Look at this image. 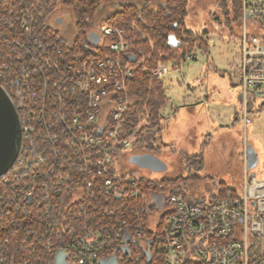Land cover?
<instances>
[{
	"label": "built area",
	"instance_id": "1",
	"mask_svg": "<svg viewBox=\"0 0 264 264\" xmlns=\"http://www.w3.org/2000/svg\"><path fill=\"white\" fill-rule=\"evenodd\" d=\"M50 9L51 0H0V86L16 102L21 131L19 154L0 178V230L30 234L1 238L0 264H16L9 244L16 242L33 243L23 264L41 262L38 243L47 264L58 251L69 264L112 256L116 264H264V181L247 168V147L239 188L208 202H189L188 187L163 178L119 174L118 157L138 131L122 125L133 103L126 83L143 60L130 62L133 43L105 24L87 33L97 45L86 39L77 49L51 29ZM238 22L239 115L247 127L248 101L264 102V0H240ZM168 72L160 64L152 76ZM122 210L135 215V226L111 220Z\"/></svg>",
	"mask_w": 264,
	"mask_h": 264
},
{
	"label": "rangeland",
	"instance_id": "2",
	"mask_svg": "<svg viewBox=\"0 0 264 264\" xmlns=\"http://www.w3.org/2000/svg\"><path fill=\"white\" fill-rule=\"evenodd\" d=\"M129 2L141 4L138 0ZM187 2L186 27L195 32L207 33V51L202 53L199 48H196L194 60L188 59L176 69H173L170 63L164 64L169 72L161 78L167 103L162 111L160 130L149 129L144 136L145 140L138 146H131L122 152L117 164L119 174L135 172L136 175H146L151 179L184 177L188 174L184 165L185 144L188 143L194 149H199L204 143L209 144L205 145L206 159L203 168L198 173L195 172L201 180L188 186V192L191 195L189 202H194L198 198L208 202L220 192L218 190L228 189H225V183L218 181L219 174L234 171L233 176L238 178L233 186L239 183L243 174L242 152L246 145L254 150L257 158L255 167L251 169V175H254L258 181H264V106H262L264 102L256 96L254 100L248 101L250 123L247 126L248 137L245 142L241 119H238L242 105L238 72L240 50L237 39L238 29H233L232 35L225 27L219 0H187ZM155 5L156 3L152 7ZM118 8L119 3L116 1L107 7L99 8L91 28L94 30L102 25V19ZM56 10L62 17L60 30L63 38L72 41L75 30L70 10L61 4L52 10V14ZM238 24L239 22L234 26ZM143 36L140 33L136 35L140 41H148L151 48L149 56H151L153 44L146 36L143 40ZM236 117L238 121L234 122ZM193 123H197L200 127L210 123H220L227 125L230 130L212 132L213 137L210 139L202 131L203 129L199 128V130L185 133L188 136L187 141L178 139V135L183 134L184 130ZM243 128L246 127L243 126ZM152 135L154 139L151 141ZM149 141L155 150L147 149ZM157 147L159 150H156ZM145 154L162 159L165 170L162 173L149 174L150 171L141 170L130 163L131 156ZM153 220H156V217ZM152 223L153 221L151 225Z\"/></svg>",
	"mask_w": 264,
	"mask_h": 264
},
{
	"label": "trees",
	"instance_id": "3",
	"mask_svg": "<svg viewBox=\"0 0 264 264\" xmlns=\"http://www.w3.org/2000/svg\"><path fill=\"white\" fill-rule=\"evenodd\" d=\"M114 1L119 3L118 10L103 18L101 23L120 30L124 39L134 43V45L132 44L130 47V53L133 54L138 61H142L143 59L142 63L136 66L132 77L126 83L127 91L133 103L122 118V125L127 132L138 130L136 140L132 145L135 147L145 140L144 136L149 129L155 128L156 131L160 130L159 126L162 120V111L167 103L163 83L161 79L153 77L152 72L160 64L170 63L171 67L176 69L182 63L186 62L187 56L194 53L196 48H199L202 53H206L208 35L205 32H195L186 27L185 19L188 14L187 0H138L141 2L140 5L130 3L129 1L131 0H51V9L49 12H52L59 4L70 10L75 30L74 45L77 46L78 49L81 45H88L86 40L87 33L93 25L99 8L107 7ZM219 1L222 9L221 12H223L222 16L225 27L233 35V26L238 23L240 17V0ZM155 3V7H152ZM2 13L1 11V14ZM139 33L140 35L143 34L146 36L148 40L152 42L153 52L151 56H149L151 48L148 41L142 42L136 37ZM170 35H174L180 42L178 48L172 49L167 46V39ZM113 40L114 38L108 39V41ZM194 58L192 60H194ZM14 104L16 105L15 100ZM262 106H264V103ZM153 139L154 135L150 137L151 141ZM147 149L155 150L150 141L148 142ZM156 150H159V147H157ZM184 165L185 169L188 170L186 176L174 179H162V182L166 184H177L187 188L191 183L201 180L195 172L198 173L203 168L202 152L187 158ZM131 175L134 176V174ZM219 193L220 196H222L224 190L221 189ZM95 218L101 217L92 215L91 221L95 220ZM103 220L104 218L101 219V221ZM109 220L110 218H106V221ZM111 220L113 222L117 221L118 224L122 221H126L128 225L133 226L138 222L135 215L125 210H122L120 214L116 215ZM9 228L10 227H2V231L0 230V239L8 237L9 239H16L15 241L18 242V240H26L27 235H30L29 233L26 234L24 227L21 229H17L16 227ZM160 229L161 227L159 225L157 229L158 234H160ZM67 235L66 233L65 238H70ZM18 237H20V239H18ZM17 242L9 243L11 246V253L13 254L11 255V259L16 262V264H23L27 258H30L29 246L33 243ZM37 246L39 247H35L37 250L34 258L41 261L39 264L49 263L51 257L48 253V249L44 250L45 248H43L41 243H38ZM58 246H60L59 243H56L55 247ZM32 261L33 264L37 263L36 260Z\"/></svg>",
	"mask_w": 264,
	"mask_h": 264
},
{
	"label": "water",
	"instance_id": "4",
	"mask_svg": "<svg viewBox=\"0 0 264 264\" xmlns=\"http://www.w3.org/2000/svg\"><path fill=\"white\" fill-rule=\"evenodd\" d=\"M57 24H61L56 22ZM88 42L95 46L99 43V37L91 32L87 35ZM180 42L174 35H170L167 39V46L172 49L178 48ZM130 62H134L136 57L126 55ZM21 147V131L17 108L14 106L9 94L0 86V178L12 167ZM131 164L138 165L142 169H147L155 173H162L165 170V164L153 155L133 156L129 159ZM247 168L251 170L255 167L257 158L254 150L247 146L246 149ZM129 237L126 235L125 243H128ZM152 241H149V245ZM125 253L128 252L124 248ZM149 257V251L146 253ZM65 255L62 251H58L53 264H66ZM100 264H116L115 256L103 260Z\"/></svg>",
	"mask_w": 264,
	"mask_h": 264
},
{
	"label": "crops",
	"instance_id": "5",
	"mask_svg": "<svg viewBox=\"0 0 264 264\" xmlns=\"http://www.w3.org/2000/svg\"><path fill=\"white\" fill-rule=\"evenodd\" d=\"M240 116V115H239ZM238 116V119H240V117ZM191 117V116H190ZM238 119H237V117L235 118V120H234V122L235 121H238ZM242 123V122H241ZM248 126V125H247ZM196 127V128H195ZM199 128L200 129H203L202 131H204L206 134H207V136L208 137H210V139H212V137H213V133L215 132H223L224 130H226V129H229L230 130V128L227 126V125H222V124H220V123H210V124H207V125H204V126H202V127H200V126H198L197 125V123H193V125H191V126H189V127H187L185 130H184V132H183V134H179L178 135V139H182L183 140V142L184 141H187V135L185 134V133H189V132H191V131H193V130H196V129H198L199 130ZM242 131H243V135L245 136V142L247 141V127L244 129L243 128V125H242ZM199 132V131H198ZM213 132V133H212ZM178 141V140H177ZM212 141L210 140V143H211ZM205 145L207 146V145H209V144H206V143H204V145H202L199 149L198 148H196V149H194L192 146H190L188 143H186L185 144V146H184V150H183V154H184V159L186 160L187 158H189V157H192V156H195V155H197V154H199V153H201L202 152V158H203V163H204V161H205ZM246 147H247V145H246ZM162 160V159H161ZM204 167H205V165H204ZM233 172L234 171H226V172H224L223 173V175H220L219 174V180L218 181H221L222 183H225V185H224V187H225V189L226 188H228V189H238L239 188V186H240V181H239V183L236 185V186H233V183H235V181H236V178H238V177H235V176H233V175H235V174H233ZM212 173V172H211ZM207 175H211V174H208V173H206ZM250 174H251V172H250ZM220 190H218V192H219Z\"/></svg>",
	"mask_w": 264,
	"mask_h": 264
},
{
	"label": "flooded vegetation",
	"instance_id": "6",
	"mask_svg": "<svg viewBox=\"0 0 264 264\" xmlns=\"http://www.w3.org/2000/svg\"><path fill=\"white\" fill-rule=\"evenodd\" d=\"M132 3V2H131ZM139 7V6H138ZM57 11L58 10H56L55 12H53V14H52V16H51V19H50V27H51V29L57 34V35H59L60 37H63V33H62V31L60 30V26L62 25V24H57L56 22H58V23H62V17H61V15H60V12L57 14ZM58 16V17H57ZM8 94H9V96L11 97V100H12V102H13V104H14V98L11 96V94L8 92ZM14 106L16 107V105L14 104ZM146 155V154H145ZM133 156H137V155H133ZM133 156H131V157H133ZM141 156V155H140ZM130 157V158H131ZM159 159V158H158ZM159 160H161V159H159ZM161 161H163V160H161ZM138 168H140L138 165H136ZM141 170H142V168H140ZM149 174H155V173H153V172H149ZM66 264H69V263H67L66 262Z\"/></svg>",
	"mask_w": 264,
	"mask_h": 264
}]
</instances>
